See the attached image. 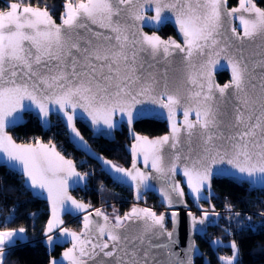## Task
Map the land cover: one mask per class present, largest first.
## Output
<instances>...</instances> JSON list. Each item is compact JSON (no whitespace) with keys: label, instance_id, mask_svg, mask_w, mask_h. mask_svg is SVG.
<instances>
[{"label":"snow or ice","instance_id":"snow-or-ice-1","mask_svg":"<svg viewBox=\"0 0 264 264\" xmlns=\"http://www.w3.org/2000/svg\"><path fill=\"white\" fill-rule=\"evenodd\" d=\"M227 0H65L61 23L57 24L47 6H33L31 0L12 2L0 10V154L19 166L32 189H46L52 202V219L47 232L64 222L59 210L73 213L85 210L68 195L69 180H83L87 173L76 171L71 160L55 150V145L17 144L5 129L22 119L20 113L35 105L47 118L49 103L57 106L66 126L83 140L74 120L77 109L92 124L115 127L119 112L132 123L137 104L147 98L167 109L171 122L168 135L148 140L136 136L134 157L142 153L144 164L154 170L141 171L111 165L122 177L140 189L150 187V179L165 181L160 192L169 206L183 203L184 188L178 181L167 183L182 168L189 194L195 201L207 200L203 190L210 187L213 167L250 186L264 187V8L254 0H239V6L225 9ZM154 15H148V11ZM183 36V44L163 41L143 32V25L163 24L171 17ZM240 14L237 17V14ZM247 14V15H245ZM238 18L242 32L231 25ZM230 27L231 36L225 33ZM261 41L259 52H247L244 41ZM141 53L155 58H174L179 78L170 82L167 74L156 78L146 74ZM226 60L231 79L223 84L213 80V70ZM259 69V71H257ZM29 101V104H25ZM182 109L183 121L176 112ZM140 110L137 115H143ZM194 114L195 119H192ZM47 123V119H45ZM111 164L110 161H105ZM199 206V205H198ZM214 207V206H213ZM95 215L102 223L84 216L80 232L61 228L72 246L62 253L68 264H194L192 242L177 251V213H171L173 229L165 227V214L133 207L123 216L110 219L100 209ZM191 229L206 233L210 217L202 211L198 219L189 212ZM237 215H239L237 213ZM197 225H200L197 229ZM25 228L0 230V264H5L6 249L25 239ZM52 244L53 237L47 235ZM219 244L220 241H214ZM233 255L220 257L224 264H235ZM52 259L50 264H62Z\"/></svg>","mask_w":264,"mask_h":264},{"label":"trees","instance_id":"trees-1","mask_svg":"<svg viewBox=\"0 0 264 264\" xmlns=\"http://www.w3.org/2000/svg\"><path fill=\"white\" fill-rule=\"evenodd\" d=\"M11 1L19 2V0H0V10ZM64 1L31 0V4L47 6L51 14L58 19ZM28 2L29 0H24V3ZM228 2L229 5H233L237 3V0H228ZM257 3L264 8V0H257ZM161 33L167 36L173 34L174 29L166 24L161 29ZM228 78L226 71L217 74L219 82H224ZM56 120L54 126L50 125L45 128L37 118L26 114L25 122L9 131L20 142H32L36 137L51 140L63 154L72 157L75 161L85 157V154L71 143L68 132L61 121L57 118ZM77 126L97 151L122 164L129 160V155L125 150L127 135L124 128L116 132L114 140L109 141L103 137H93L89 129L81 122H77ZM134 128L149 136L167 131L166 123L155 119L138 120ZM78 167H89L90 169L89 183L79 191L82 199L98 205L114 203L120 198L118 191L122 187L113 186L116 182L101 169L97 162L85 157ZM213 188L215 195L212 201L216 209H224L227 206L234 208V219L228 220L222 214L221 223L209 227L204 236H196L203 255L196 258L195 264H224L220 257H227L228 253H233L231 248L233 241L238 248L235 264H264V189L250 190L245 183H237L227 178L214 179ZM123 191L132 194L130 189L123 188ZM47 218V203L32 195L24 185L22 176L0 165V229L23 227L28 238L6 249L5 264H48L51 256L59 254L60 247L56 246L49 253L45 245L43 231ZM70 219L68 215L65 217L67 226H72L69 224L73 223ZM214 241H220V243L217 244Z\"/></svg>","mask_w":264,"mask_h":264},{"label":"water","instance_id":"water-1","mask_svg":"<svg viewBox=\"0 0 264 264\" xmlns=\"http://www.w3.org/2000/svg\"><path fill=\"white\" fill-rule=\"evenodd\" d=\"M12 2H18V1H11L7 4V6L2 9L4 11L8 10V5ZM65 2V1H64ZM63 2V5H64ZM254 2L256 3V5L260 8L261 7L256 0H254ZM35 6V5H33ZM239 6V0H237V3L234 5H229V2L227 0L226 5L224 6L226 10H230L231 8L234 7H238ZM40 8H44L42 6H38ZM63 7V6H62ZM49 10V9H48ZM64 11V7L61 11V13ZM50 12V10H49ZM51 13V12H50ZM61 13L58 17V19L55 18V16H53V19L56 21L57 24L61 23ZM148 15H154V12L152 11H148L147 12ZM164 15L171 17L170 19H168L167 21H165L163 24L160 25H153L151 23H146L143 25V32L148 34V35H157L160 37L161 40L163 41H169V40H174L178 43L183 44V36L182 34L179 32V27L178 25L175 23V18L174 16H172L171 13H165ZM240 14H237V17ZM247 15V14H245ZM231 21V25H234L237 27V30L242 32V26L240 24V20L238 18H229ZM166 24H169L173 27L174 31H175V37L171 36V37H162L157 30L161 27L164 26ZM229 28L228 31H226V35L227 36H231V32H230V27L226 26ZM147 29L152 30L151 32H149ZM261 44V41L259 40V38H257L256 41H244L243 43V47L247 52H252V51H256L259 52L261 50L260 47H258V45ZM141 61L144 63V70L146 74H152L153 76H155L156 78H161L162 76H164V74H167V77L169 79L170 82H175L179 76L180 73L178 72L177 68V62L174 58H169V59H165L162 56H156L155 58H153L152 56H150L148 53H141ZM221 71H226L229 75V78L224 81V82H219L217 79V74ZM257 71H259V69H257ZM231 79V68L228 65L226 60H221L220 62V66H217L214 70H213V80L215 83L223 85L225 83H227L229 80ZM145 102L142 104H137L135 109H134V119L132 121V123H128L127 120V116L126 115H121L119 112L113 117L114 121H115V127L108 129L103 125H100L99 127L92 124L90 118H88L86 115H81V110L77 109V117L74 120V124L76 129L79 131L80 136L83 137V140H80V138L76 137L74 133H72L71 129L69 127L66 126L65 123V119L63 118L62 113H59L58 111H56L57 106L54 104L49 103V114L47 116V118L43 117L42 114H40L39 109L35 106L32 105L30 108L25 109L22 113H20L22 119H20V121L18 123H16L15 125H8L5 129V131L12 136L11 132L9 131L10 129H13L15 127H17L20 124H23L25 122V115L26 114H31L32 116H34L35 118L38 119L39 123L47 128L49 126L50 120H51V116L55 115L59 118V120L61 121V123L64 125V127L66 128L68 135H69V139L71 141V143L78 148L79 150H81L83 153H85L89 158H91L92 160H94L95 162H97L101 169L117 184L123 186V187H127L130 188L132 191V195L134 198V201L138 202V201H144L145 197H144V193L146 192H153L159 199L160 203L166 208L163 212L165 214V227L167 225L168 220L170 221L171 224V228H166L167 230L171 231L173 229V221L171 219V213L172 212H176L177 213V223H176V235L179 239V245L177 248V251H181L184 248H187L189 246L190 243L194 242L195 243V247H196V251L193 253V261L195 264V260L198 257H201L203 252L202 249L200 248L199 244L196 241V236H203L206 233L205 232H200V231H193L191 229V217L188 215L189 212L193 213L194 215H196V217L199 219L202 216V211L203 210H207L208 208L210 210H208L210 213L213 212L215 210V206L213 204V201L211 199V197H213L215 195V191L213 188V181L214 179H218V178H227L231 181L237 182V183H245L250 190H255V189H264V187L262 186H250V184L248 182H239L236 179H233L231 176L229 175H222V174H218L216 169L217 168H225V167H229L228 165H216L213 167V176L211 178V182H210V187H206L203 190V195L205 197H207V200L205 199H201L200 201H195L193 196L189 194V189L187 187V183H186V177L183 176V172H182V168L178 170L177 174L175 175V177H173L171 180L167 181V183H172L173 181H178L180 183V186L184 188L185 191V196L182 198L183 199V203H173L171 206H169L167 204V202L164 200L160 189L162 187H166V183L165 181L160 180L159 178L157 179H150L148 181L150 187L148 188H141L140 189V198L137 199V190H136V186L135 183L128 180L127 178L124 179H118L117 177H122L123 174L122 173H117L115 172L114 169H112L111 165H116L120 168H124V169H132L133 167V163L135 162V165L138 169H140L141 171H148V172H153L154 175V170L151 169L150 167V162H149V166L146 168L145 164H144V158H143V154L139 153L137 154L135 157L133 155L132 152V146L133 144L136 143V136H140V137H147L148 140H155L157 138L163 137L165 135H168L171 132V122L168 119V112L167 109H163L160 108L158 105L152 104L150 101L147 100V98H144ZM29 101H25V104H29ZM140 110H144V114L143 115H137L138 112H140ZM176 120L177 122H182L183 121V113H182V109H178L176 112ZM192 119H195L194 114L191 117ZM45 119H47V123H45ZM141 119H155V120H159L162 122L166 123L167 126V131H165L162 134L159 135H155V136H149L147 134H143L140 133L138 131H136V129L134 128V124L136 121L141 120ZM77 122H81L82 124H84L89 131L91 132V135L93 137H103L109 141H112L115 139L116 137V132L117 131H122V128L124 127L127 131V136L130 140L129 143H127L125 145V150L128 153L129 157H130V162L128 166L122 165L119 162L115 161L114 159L107 157L106 155H104L102 152L97 151L90 143L89 141L84 137V135L81 133V131L79 130L78 126H77ZM13 140L17 143V144H31L33 146L36 145V143L39 141L42 144H46V145H55V150L57 152L60 153V155H62L65 159L67 160H71L75 166V169L77 172L81 173L73 158L68 157L67 155L63 154L56 146V144L52 141H43V140H37L35 142H20L17 141L13 136H12ZM105 161H110L111 164H107L105 163ZM0 165H4L5 167H7L8 169L12 170L13 172H15L16 174L22 176L23 178V182L24 185L28 188V190L32 193V195L35 198L44 200L47 203V209H48V218L46 220L45 223V227H44V231H43V238H44V242L45 245L48 249V252L51 253L54 248L56 246L61 247L60 252L57 256H51L50 261L48 264H50L52 259H56L58 261H62V253L64 252V250L66 248H69L72 246L71 243V238H65L63 237V235L60 232L61 228H67L70 231H76V232H80L83 228V220H84V216L86 214H88L89 212L92 213V219L94 221H99V222H103L101 217H97L95 215V209H92V204H90L89 202L80 199L78 196H76L73 191L81 186H85L89 183V175H86L85 178L83 180H79V182L77 181V177H72L69 180V186H68V195H70L71 197H73L75 200H77L80 203L89 205L90 207L81 211V210H75L73 213H69L63 210H59V217L61 220H63V224L59 225L57 228H54L53 231L51 233L47 232V225L49 220L52 219V202L49 200L48 198V193L46 189H32L26 182V178L23 176V174L21 173L19 166L13 167L12 163L6 161L3 158V154H0ZM82 175L84 173H81ZM188 200L190 201V203L192 204V206H194L199 212L197 211H193L191 210V205L188 203ZM207 203V206L204 205V203ZM199 205V206H198ZM214 206V207H213ZM103 213L104 210L100 209ZM132 210V209H131ZM130 210V211H131ZM129 211V212H130ZM155 212V211H154ZM215 212V211H214ZM160 213V214H161ZM218 215L210 217L211 221H213L211 224H209L206 228V232L208 230V228L210 226H215L216 224L219 223L220 218H221V214L218 212H215ZM106 214V213H105ZM157 214V213H156ZM71 216L72 218H79L80 219V228L79 229H72L69 228L66 225L65 222V217L66 216ZM107 215V214H106ZM159 215V214H157ZM200 225H197V229H199ZM47 235H51L53 237V243L49 244L47 242ZM62 264H68L67 261H62Z\"/></svg>","mask_w":264,"mask_h":264},{"label":"flooded vegetation","instance_id":"flooded-vegetation-1","mask_svg":"<svg viewBox=\"0 0 264 264\" xmlns=\"http://www.w3.org/2000/svg\"><path fill=\"white\" fill-rule=\"evenodd\" d=\"M257 1V0H256ZM234 5V4H233ZM231 6V5H230ZM262 7V6H261ZM165 26V25H164ZM163 28V26H161L157 32L162 36V37H171V36H174L175 37V31L173 34H169L167 36L163 35L161 33V29ZM149 32H151L152 30H149L147 29ZM57 118V117H56ZM58 119V118H57ZM59 120V119H58ZM49 126H50V123H49ZM48 126V127H49ZM124 128V127H123ZM122 128V129H123ZM125 129V128H124ZM126 130V129H125ZM126 135H127V131H126ZM43 141H51V140H44V139H41ZM53 142V141H52ZM130 140L127 136V143H129ZM126 143V144H127ZM125 144V145H126ZM78 149V148H77ZM85 154V153H84ZM128 154V153H127ZM70 157V156H68ZM85 157H88L86 154H85ZM72 158V157H71ZM75 161V160H74ZM129 162H130V157H129V160L125 163H120L122 165H125V166H128L129 165ZM75 164L78 168V170L81 172V173H88L90 172V169H87L86 167H81L79 168L78 166L80 164H77L76 161H75ZM92 171V170H91ZM116 185H113V186H119V187H122L121 190L118 191V194L120 196V198H118V200L114 203H108V204H98V205H102L100 207H96L98 205H93L92 204V207H94L95 209H103L104 212L110 217V219L112 217H114L115 215H120V216H123L125 213L129 212L133 207H136V208H148V209H151L152 211H155V213L157 214H160L161 212H163L166 208L160 203L158 197L153 193V192H146L144 193V197H145V200L144 201H134V198H133V195L129 194V193H125L123 191V188L124 189H130V188H127V187H123L117 183H115ZM86 186V185H85ZM84 186H81V187H78L76 188L73 193L78 196L80 199H82V196H80V193L79 191L83 188ZM131 190V189H130ZM78 194V195H77ZM214 197V196H213ZM211 197V199L213 198ZM84 200V199H83ZM189 203V201H188ZM205 206H207V203L203 202ZM91 204V203H90ZM191 205V203H189ZM215 206V205H214ZM191 210L193 211H197L199 212L194 206L192 207L191 206ZM216 209V207H215ZM207 210H210L209 208ZM221 214V213H220ZM222 215V214H221ZM71 217V216H70ZM66 222V221H65ZM70 222H73V223H69L71 224L72 226H68L69 228H72V229H79L80 228V219L79 218H72L70 219ZM220 222V221H219ZM221 223V222H220ZM66 225H68V223H66ZM210 227H213V226H210ZM166 228H171V224H170V221L168 220L167 222V225H166ZM208 231V230H207ZM207 233V232H206ZM204 236V235H203ZM61 249V247H60ZM203 255V254H202ZM199 258V257H198Z\"/></svg>","mask_w":264,"mask_h":264},{"label":"built area","instance_id":"built-area-1","mask_svg":"<svg viewBox=\"0 0 264 264\" xmlns=\"http://www.w3.org/2000/svg\"><path fill=\"white\" fill-rule=\"evenodd\" d=\"M56 117L57 116H52L51 117V120H50V125L51 126H54L55 124H56ZM58 118V117H57ZM59 119V118H58ZM42 138H40V137H36V139H34L35 141L36 140H41ZM32 142H34V141H32ZM85 160V157L83 156L82 158H80L78 161H76V163L77 164H81L83 161ZM99 206H101V205H98V206H96V207H99ZM191 209H193V208H191ZM215 212H218V213H221V214H223L224 215V217H228V218H230V217H232L233 218V215H234V212L231 210V211H229V210H227L226 208H224V209H215L214 210ZM233 255V253H228L227 254V257L228 256H232Z\"/></svg>","mask_w":264,"mask_h":264},{"label":"rangeland","instance_id":"rangeland-1","mask_svg":"<svg viewBox=\"0 0 264 264\" xmlns=\"http://www.w3.org/2000/svg\"><path fill=\"white\" fill-rule=\"evenodd\" d=\"M87 169H89V167L87 168ZM102 205H104V204H102ZM101 205V206H102ZM100 207V206H99ZM227 210H229V211H233L234 212V214H235V209L234 208H232V207H229V206H227V207H225ZM92 209H95L94 207H92ZM226 219H231V220H233L234 219V217L232 218V217H230V218H228V217H225ZM2 230V229H1Z\"/></svg>","mask_w":264,"mask_h":264},{"label":"crops","instance_id":"crops-1","mask_svg":"<svg viewBox=\"0 0 264 264\" xmlns=\"http://www.w3.org/2000/svg\"><path fill=\"white\" fill-rule=\"evenodd\" d=\"M15 229H18V228H15ZM0 230H1V229H0ZM23 235H24L25 239H24L22 242H24V241H26V240L28 239V238H27L26 231H25V233H24ZM19 242H21V241L18 240L17 243H19ZM17 243H16V244H17Z\"/></svg>","mask_w":264,"mask_h":264}]
</instances>
